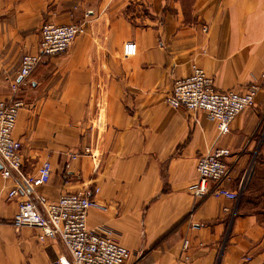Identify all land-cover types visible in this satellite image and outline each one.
Instances as JSON below:
<instances>
[{"label": "crops", "instance_id": "0c3cea01", "mask_svg": "<svg viewBox=\"0 0 264 264\" xmlns=\"http://www.w3.org/2000/svg\"><path fill=\"white\" fill-rule=\"evenodd\" d=\"M86 13V34L14 91L41 26ZM128 42L138 54L124 59ZM194 65L218 91L260 86L224 137L205 113L166 104ZM11 99L25 103L13 131L23 172L53 168L33 201L90 197L88 228L110 231L128 264H264V220L242 200L248 169H264V0H0V100ZM212 149L230 151L225 187L242 189L240 200L195 195L198 160ZM14 185L0 172V264L70 261L61 241L12 226L23 199L8 198Z\"/></svg>", "mask_w": 264, "mask_h": 264}, {"label": "built area", "instance_id": "2783aa9c", "mask_svg": "<svg viewBox=\"0 0 264 264\" xmlns=\"http://www.w3.org/2000/svg\"><path fill=\"white\" fill-rule=\"evenodd\" d=\"M88 18L89 14L86 13L78 24L48 23L41 26L38 52L23 56L21 82L15 84L13 90L17 91L20 84L26 85V80L44 59L65 55L73 43L86 34ZM137 54L138 48L134 42L124 45V59H131ZM192 70L189 77L174 82L166 104L172 109L205 113L210 121L217 123L220 137L228 135L236 118L254 106L260 86L252 84L242 92L218 91L214 80L207 77L202 69L194 65ZM24 108L22 100H0V172L4 180L14 179L15 182L8 198H23L18 203L12 226L16 229L39 228L42 231L39 237L41 242L59 240L63 243L71 260L59 259L49 264H128L133 254L117 242L110 231L88 228L89 211L95 206L93 199L82 194H66L55 202L37 204L31 198V193L36 189L50 183L53 168L49 161H45L35 174L23 172L22 144L13 137V131ZM230 155L227 149H212L198 160L196 196L221 197L234 202L240 200L242 189L232 192L225 187L229 172L225 159ZM188 248L189 243L185 242L184 250Z\"/></svg>", "mask_w": 264, "mask_h": 264}, {"label": "rangeland", "instance_id": "374dc122", "mask_svg": "<svg viewBox=\"0 0 264 264\" xmlns=\"http://www.w3.org/2000/svg\"><path fill=\"white\" fill-rule=\"evenodd\" d=\"M262 170L264 169L256 170V174L253 176V170L250 171V168L248 169L250 177H253V180L250 183V186L248 183L246 186L244 185V194L248 190L244 197V201L250 202L249 204H251V206L249 207V210L259 214L262 220H264V177L260 176V174L264 173Z\"/></svg>", "mask_w": 264, "mask_h": 264}, {"label": "trees", "instance_id": "16d2710c", "mask_svg": "<svg viewBox=\"0 0 264 264\" xmlns=\"http://www.w3.org/2000/svg\"><path fill=\"white\" fill-rule=\"evenodd\" d=\"M44 24H48V23H44ZM44 24H43V25H44ZM43 25H42V26H43ZM262 171H264V170H262ZM255 174H256V173H255ZM255 174H254V175H255ZM260 176L264 177V173L260 174ZM256 177H257V175H256ZM244 197H245V195H244ZM244 197H243L242 200H244ZM246 202H247V201H246ZM248 203H250V202H248Z\"/></svg>", "mask_w": 264, "mask_h": 264}]
</instances>
